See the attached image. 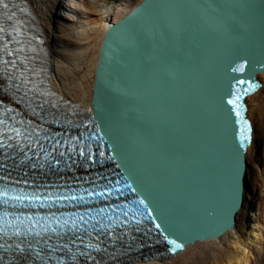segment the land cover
<instances>
[{
	"label": "water",
	"instance_id": "1",
	"mask_svg": "<svg viewBox=\"0 0 264 264\" xmlns=\"http://www.w3.org/2000/svg\"><path fill=\"white\" fill-rule=\"evenodd\" d=\"M99 57L96 113L77 128L134 229L131 257L161 261L233 229L254 134L247 98L264 72V0H141Z\"/></svg>",
	"mask_w": 264,
	"mask_h": 264
},
{
	"label": "bare ground",
	"instance_id": "2",
	"mask_svg": "<svg viewBox=\"0 0 264 264\" xmlns=\"http://www.w3.org/2000/svg\"><path fill=\"white\" fill-rule=\"evenodd\" d=\"M138 1L141 0H125L116 6L99 11L93 7L89 9L91 15L101 14L97 20H91V23L97 24L100 30L93 42L95 46L97 45L96 50L94 47L91 50L94 53L81 54L75 44L61 36V34L68 36L61 25L54 26L51 21L48 22L44 18L47 17V13L56 9L55 7L59 5L58 0H3V3H0V50L15 48L21 56L20 60H28L30 70L29 72L20 66V69L17 66L9 67L3 56H0V102L3 107L17 111L26 108L45 115L49 111L44 122L50 123L57 135L67 137L68 133L69 136H74V130L80 123L76 119L85 114L96 113L94 99L97 71L101 46L106 34L112 24L117 23L129 14L137 3L139 4ZM47 3L51 7L45 10ZM86 63H91V69ZM259 80L262 83L261 88L247 98V116L252 122L254 134L246 154L248 170L245 178V196L243 207L237 215L236 225L218 239L196 243L187 247L184 252L160 262L264 264V72L259 75ZM27 85L36 89L27 93ZM43 92L46 96L44 101L41 99ZM3 110L7 112L4 108ZM95 172H98V168ZM44 182L51 186L50 181ZM130 230L134 231L133 228ZM126 234L129 236L131 232L126 229ZM90 236L94 240L97 238L95 233ZM76 245L77 243L70 244L69 248L72 249ZM99 247L104 250L106 248L105 244ZM49 248L46 246L47 250ZM126 248L108 243L107 256H102L101 250L96 252L82 249L75 250L76 253L68 251L64 257L68 263L65 264H73L75 260L71 257L72 254L75 258L79 255L89 256L81 260L77 258L75 264H143L138 257L119 259L126 254ZM130 248L127 249L131 250ZM33 249L32 252L36 253L35 250L38 248L33 245ZM92 255L99 257L98 259L90 257ZM148 262L153 264L158 261Z\"/></svg>",
	"mask_w": 264,
	"mask_h": 264
},
{
	"label": "rangeland",
	"instance_id": "3",
	"mask_svg": "<svg viewBox=\"0 0 264 264\" xmlns=\"http://www.w3.org/2000/svg\"><path fill=\"white\" fill-rule=\"evenodd\" d=\"M84 1H86L87 3H85ZM124 1L125 0H58L59 5L55 7L56 9H54L53 11L51 10V13H47V17L44 16V18L48 22L51 21L54 24V26L57 24L61 25L66 30V33H68V36H64L63 34H61V36L67 39L68 41L72 42L73 44H75L78 47L77 50L78 52L80 51L81 54H87V53L93 54L94 52L91 50L93 47L94 50H96V46H97V45L95 46L93 42L94 39H96V37L99 35L98 31L100 29L97 28L98 26L97 24L91 23V20L92 19L97 20L98 18L101 17V14L91 15L89 9L93 7L98 11L104 10L109 7L123 3ZM138 2L140 3V1ZM136 5H138V3ZM47 7L45 8V10L51 7L49 6V3H47ZM62 11L64 12V14ZM86 32H88V34ZM86 64L87 66H89L88 68L91 69V65H90L91 63H86ZM90 79L92 80V77ZM61 89L63 90L62 87ZM82 101L85 102V100ZM146 261L148 262L150 260H145V261L142 260L141 262H143V264H148L149 262L147 263ZM153 264H168V263L158 261Z\"/></svg>",
	"mask_w": 264,
	"mask_h": 264
},
{
	"label": "snow or ice",
	"instance_id": "4",
	"mask_svg": "<svg viewBox=\"0 0 264 264\" xmlns=\"http://www.w3.org/2000/svg\"><path fill=\"white\" fill-rule=\"evenodd\" d=\"M0 3H3V0H0ZM241 83H243V81H241ZM245 91H247V89H245ZM239 100V96H237L234 100H229L228 103L229 104H236V101ZM238 108V105H237ZM237 116H239V111H237ZM176 248H179L180 245H175Z\"/></svg>",
	"mask_w": 264,
	"mask_h": 264
}]
</instances>
